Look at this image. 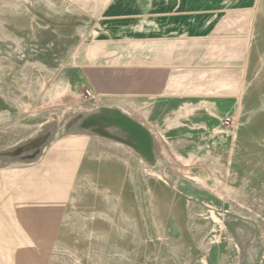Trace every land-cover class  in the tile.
I'll return each mask as SVG.
<instances>
[{"label": "rangeland", "instance_id": "obj_1", "mask_svg": "<svg viewBox=\"0 0 264 264\" xmlns=\"http://www.w3.org/2000/svg\"><path fill=\"white\" fill-rule=\"evenodd\" d=\"M104 2L0 0V205L23 187L55 182L49 172L70 173L69 139L95 138L101 157L112 127L123 131L111 124L116 110L135 119L115 100L95 97L86 67L70 66L79 46L87 66L89 15ZM253 3L233 111L216 128L177 131L186 140L173 145L161 131L159 161L133 157L127 178L112 176L109 159L89 168L86 156L76 196L70 177L61 185L69 196H48L62 223L32 227V240L11 242L19 251L0 264H264V0Z\"/></svg>", "mask_w": 264, "mask_h": 264}, {"label": "crops", "instance_id": "obj_2", "mask_svg": "<svg viewBox=\"0 0 264 264\" xmlns=\"http://www.w3.org/2000/svg\"><path fill=\"white\" fill-rule=\"evenodd\" d=\"M253 2L105 0L98 13L89 15L87 66L81 65L80 46L71 55L70 66L78 71L86 67L95 97L115 100L148 131L152 157L145 156L125 130L115 133L114 127L102 139L101 157L95 156V138L88 136L83 143L69 139L66 153L75 155L70 173L49 172L56 185L52 180L23 187L22 194L9 198L14 202L0 205V257L19 251L11 242L31 241L32 227L62 223V217L55 219L57 208L49 204L48 196L52 202L70 193L76 196L74 181L86 156L89 168L94 160L109 159L112 176L127 178L133 157L151 166L159 161L155 136L161 131L165 144L173 145L175 140H186L177 131L213 129L222 115L233 111L243 88L256 17ZM70 94L78 96V92ZM64 177L73 179L70 193L62 187Z\"/></svg>", "mask_w": 264, "mask_h": 264}, {"label": "water", "instance_id": "obj_3", "mask_svg": "<svg viewBox=\"0 0 264 264\" xmlns=\"http://www.w3.org/2000/svg\"><path fill=\"white\" fill-rule=\"evenodd\" d=\"M115 115L117 116L116 120L111 122V124L114 125L116 123L117 125L121 126L123 130L128 133L129 137L136 142L137 148L141 150L145 156L151 158L152 148L148 131L134 120L129 119L127 116L119 113L118 110H116Z\"/></svg>", "mask_w": 264, "mask_h": 264}, {"label": "built area", "instance_id": "obj_4", "mask_svg": "<svg viewBox=\"0 0 264 264\" xmlns=\"http://www.w3.org/2000/svg\"><path fill=\"white\" fill-rule=\"evenodd\" d=\"M88 93L89 94H91V92L90 91H88ZM225 122H226V124H232L233 123V119L231 118V117H227L226 119H225Z\"/></svg>", "mask_w": 264, "mask_h": 264}]
</instances>
